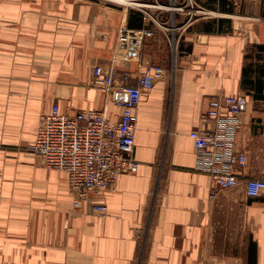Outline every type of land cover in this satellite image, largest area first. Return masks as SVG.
<instances>
[{
    "label": "crops",
    "instance_id": "obj_1",
    "mask_svg": "<svg viewBox=\"0 0 264 264\" xmlns=\"http://www.w3.org/2000/svg\"><path fill=\"white\" fill-rule=\"evenodd\" d=\"M110 1L0 0V264H264V199L213 189L188 137L214 131L210 99L243 95L239 177L264 180V0ZM118 30L151 33L139 58L118 55ZM97 65L116 84L158 70L137 109L138 171L74 209L66 174L26 147L53 105L103 109Z\"/></svg>",
    "mask_w": 264,
    "mask_h": 264
},
{
    "label": "built area",
    "instance_id": "obj_2",
    "mask_svg": "<svg viewBox=\"0 0 264 264\" xmlns=\"http://www.w3.org/2000/svg\"><path fill=\"white\" fill-rule=\"evenodd\" d=\"M159 24L151 15H145ZM149 31L138 34L118 30V52L121 58H139V48ZM145 68L135 85L116 84L113 66H94L91 84L107 98L100 111H79L70 114L53 105L39 116L33 141L27 150L39 158L48 170L66 174L72 208L78 209L90 195L111 188L123 175H133L139 163L134 157L137 109L142 98L153 88V72ZM126 79V78H124ZM109 105L119 110L116 120L108 114ZM246 98L241 95L215 97L209 100L203 118L215 121L212 132L191 131L188 134L195 155V168L210 178L211 187L226 191L241 188L246 198L264 199V180H240L246 156L235 150V136L240 128V115ZM92 210L106 215V207L92 204Z\"/></svg>",
    "mask_w": 264,
    "mask_h": 264
},
{
    "label": "rangeland",
    "instance_id": "obj_3",
    "mask_svg": "<svg viewBox=\"0 0 264 264\" xmlns=\"http://www.w3.org/2000/svg\"><path fill=\"white\" fill-rule=\"evenodd\" d=\"M98 1H101V2H110V3H112V4H118V5H120L119 3H116V2H112V1H110V0H98ZM126 1H129L130 3H132L130 0H126Z\"/></svg>",
    "mask_w": 264,
    "mask_h": 264
},
{
    "label": "bare ground",
    "instance_id": "obj_4",
    "mask_svg": "<svg viewBox=\"0 0 264 264\" xmlns=\"http://www.w3.org/2000/svg\"><path fill=\"white\" fill-rule=\"evenodd\" d=\"M119 2H121V1H119ZM121 3H123V2H121Z\"/></svg>",
    "mask_w": 264,
    "mask_h": 264
}]
</instances>
